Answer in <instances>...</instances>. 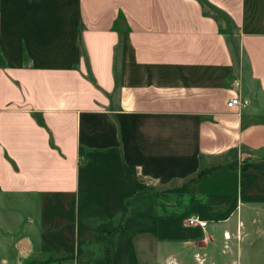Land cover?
Listing matches in <instances>:
<instances>
[{
    "label": "crops",
    "instance_id": "obj_1",
    "mask_svg": "<svg viewBox=\"0 0 264 264\" xmlns=\"http://www.w3.org/2000/svg\"><path fill=\"white\" fill-rule=\"evenodd\" d=\"M205 1L235 56L197 0H0V264H237L264 220V0Z\"/></svg>",
    "mask_w": 264,
    "mask_h": 264
},
{
    "label": "rangeland",
    "instance_id": "obj_2",
    "mask_svg": "<svg viewBox=\"0 0 264 264\" xmlns=\"http://www.w3.org/2000/svg\"><path fill=\"white\" fill-rule=\"evenodd\" d=\"M257 219L254 212L246 213L243 218L242 240L239 243L241 256L237 264H264V220ZM232 221L235 222L234 217Z\"/></svg>",
    "mask_w": 264,
    "mask_h": 264
},
{
    "label": "trees",
    "instance_id": "obj_3",
    "mask_svg": "<svg viewBox=\"0 0 264 264\" xmlns=\"http://www.w3.org/2000/svg\"><path fill=\"white\" fill-rule=\"evenodd\" d=\"M197 2L201 6L203 14L212 17L217 22L218 31L225 36L230 52L233 56H235L237 53V48H236L237 31L232 21L229 19V17L226 14H224L223 12L219 11L217 8L210 5L207 1L197 0ZM122 20H123L122 17L119 16L117 21H115V23L113 24V29L116 30L117 28H119V24L120 22H122ZM223 23L224 25H222ZM88 78L91 80L90 76H88ZM204 175H206L205 172H199L197 179H201L202 177H204Z\"/></svg>",
    "mask_w": 264,
    "mask_h": 264
},
{
    "label": "built area",
    "instance_id": "obj_4",
    "mask_svg": "<svg viewBox=\"0 0 264 264\" xmlns=\"http://www.w3.org/2000/svg\"><path fill=\"white\" fill-rule=\"evenodd\" d=\"M239 104L238 99L237 98H232L227 102V107H232ZM186 223L188 226H192V227H199V228H204L206 226V221L204 220H200L198 217L195 216H190L187 220ZM226 237H228L227 233L224 234Z\"/></svg>",
    "mask_w": 264,
    "mask_h": 264
}]
</instances>
